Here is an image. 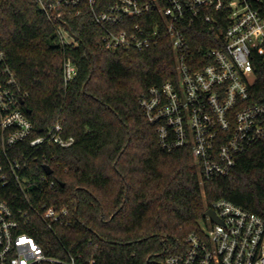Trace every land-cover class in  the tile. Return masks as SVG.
<instances>
[{"label": "trees", "instance_id": "1", "mask_svg": "<svg viewBox=\"0 0 264 264\" xmlns=\"http://www.w3.org/2000/svg\"><path fill=\"white\" fill-rule=\"evenodd\" d=\"M61 27L78 44L62 43ZM100 38L87 15L50 19L38 0H0V44L27 91L34 135L61 123L75 137L71 147L48 146L31 157L34 177L45 174L44 165L52 168L45 201L71 214L55 233L40 221L30 226L45 251L83 253L96 264H164L186 250V237L200 231L219 199L264 220V141L239 155L228 175L204 180L191 149L161 147L140 105L150 86L177 78L171 39L109 50ZM66 58L78 69L68 83ZM258 82L255 90L264 93V67ZM9 190L0 179V191Z\"/></svg>", "mask_w": 264, "mask_h": 264}, {"label": "built area", "instance_id": "2", "mask_svg": "<svg viewBox=\"0 0 264 264\" xmlns=\"http://www.w3.org/2000/svg\"><path fill=\"white\" fill-rule=\"evenodd\" d=\"M38 2L50 19L89 16L109 50L147 49L171 39L177 78L150 86L140 105L161 147L191 149L204 180L228 175L239 155L264 141V93L255 90L264 67V0ZM58 33L62 43L78 44L65 28ZM77 73L66 58L65 83ZM18 76L0 44V179L10 189L0 191V264H96L83 253L48 254L28 231L37 221L54 233L70 224L69 208L43 198L49 174L34 177L31 157L48 146L71 147L75 137L61 123L34 135ZM209 208L219 221L206 215L200 231L186 237V250L164 264H264V220L226 199Z\"/></svg>", "mask_w": 264, "mask_h": 264}, {"label": "water", "instance_id": "3", "mask_svg": "<svg viewBox=\"0 0 264 264\" xmlns=\"http://www.w3.org/2000/svg\"><path fill=\"white\" fill-rule=\"evenodd\" d=\"M52 9H53V11H55V7L52 8ZM44 169H45V172L47 174H51L52 173V168H51L50 165H48V164L44 165ZM62 185H64V183H62ZM205 215L210 216L214 221H219V219L216 216L215 211L213 209H211V208L206 210Z\"/></svg>", "mask_w": 264, "mask_h": 264}, {"label": "rangeland", "instance_id": "4", "mask_svg": "<svg viewBox=\"0 0 264 264\" xmlns=\"http://www.w3.org/2000/svg\"><path fill=\"white\" fill-rule=\"evenodd\" d=\"M200 224H201V226H204V225H205V221L202 219V220L200 221Z\"/></svg>", "mask_w": 264, "mask_h": 264}]
</instances>
